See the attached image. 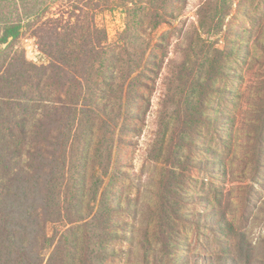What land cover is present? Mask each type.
Returning a JSON list of instances; mask_svg holds the SVG:
<instances>
[{"label":"trees","instance_id":"16d2710c","mask_svg":"<svg viewBox=\"0 0 264 264\" xmlns=\"http://www.w3.org/2000/svg\"><path fill=\"white\" fill-rule=\"evenodd\" d=\"M109 1L70 0L51 13L48 0H0V264H251L252 249L243 256V224L234 231L231 206L223 203L232 191L214 185L224 228L210 230L223 237L215 248L209 242L193 254L198 243H190L191 231L204 234V217L200 209L184 213L181 202L213 201L175 192L176 166L163 167L149 209L130 194L121 199L113 193L117 128L122 118L140 117L144 93L137 85L145 84L137 71L146 61L130 57L129 45H139L135 36L113 44L96 23ZM235 6L253 24L264 18V0H206L201 8L206 19L216 20ZM27 34L41 52L38 61L20 45ZM254 48L264 53V42L257 40ZM256 51L246 48L252 59ZM216 61L205 59L213 68ZM188 69L186 80L180 73L160 122L162 143L197 149L201 171L208 166L202 156L212 157L209 177L236 183L235 210L264 215V199L257 205L264 191V184L258 187L264 176L261 94L247 100L235 120L231 110L208 102L228 92L217 84L222 73L216 70L201 82ZM171 159L165 156L168 163L178 161ZM233 235L237 252L231 251Z\"/></svg>","mask_w":264,"mask_h":264},{"label":"rangeland","instance_id":"374dc122","mask_svg":"<svg viewBox=\"0 0 264 264\" xmlns=\"http://www.w3.org/2000/svg\"><path fill=\"white\" fill-rule=\"evenodd\" d=\"M69 1L48 0V4L52 7L51 13L60 6L71 3ZM205 2L206 0H134L132 2L111 0L96 16V23L106 28L110 43L117 44L123 38L135 36L139 45L136 48L129 45L130 57L135 61L140 58H145L144 62L146 61V68L137 71L141 80L139 83L145 84L144 87L137 85V88H141L144 93V98L137 109L140 117L122 118L117 128L112 160L113 193L116 192V196L121 199L130 194L138 198L140 208L141 205L148 208L155 199L154 193L158 191L163 167L176 166L178 178L175 192H179L180 196L185 193L188 199L192 195L201 197L205 194L213 201L204 206L181 202L184 213L200 209L204 217L202 226L204 234L191 231L190 243L192 245L198 243L193 247L191 254L203 251L199 245H206L209 242H213L211 247L215 248V241L223 237L220 233L215 237L210 230L213 226H217L219 231L224 228L218 212L220 207L212 191L215 185L225 192L232 191L234 196L236 183L229 182L227 185H222L217 179L209 177L212 176L210 174L212 161L209 163L212 157L202 156L208 166L205 165L206 169L201 171L197 149L195 151L187 149L177 143L168 147V140L162 143L164 137L160 122L169 113L166 106L170 96L178 91L180 73L183 71L180 76L184 81L187 79L185 71H191L185 69L193 68L192 77L195 81L201 79V82L216 70L222 73L217 84L223 88L226 86L228 92H223L220 96L212 95V99L208 102L210 106H217L222 111L231 110L235 120L241 115V111L247 109L245 102L247 100L251 102L257 92L261 94L260 111L261 113L262 110L264 111V53L261 49L256 51L254 48L257 40L264 42V18H258L253 24L238 15L235 6L225 15L223 12L219 13L216 20L206 19L207 12L201 8ZM127 40L132 41L130 38ZM20 42V45L26 48L30 60L41 59V52L28 34L23 36ZM246 48H250L252 52L256 51L254 59H252L253 53L247 56ZM232 52L236 53V58ZM123 57L126 58V55L124 54ZM212 57L217 60L215 68L212 67L213 64L205 63V59L212 61ZM237 59H240V64ZM241 93L246 99H239ZM213 98L217 99L218 103H215ZM235 101L239 102V106L231 104ZM184 138L190 137L185 135ZM169 154L172 156L171 160L178 158V161L166 162L165 156ZM168 174L170 176L169 172ZM203 176L210 179H206L205 184ZM228 178H233V175ZM110 181L108 177L105 182L109 185ZM263 184L264 176L261 177L258 187ZM110 192L112 195V190ZM233 196L226 198L223 203L231 206L228 212L229 220L235 219L234 231L241 230L243 224L242 231L245 232L247 240L244 244L243 256L246 258V250L250 248L252 249V253L249 254L251 264H264V215L257 213V210L249 212L235 210L237 201ZM263 199L264 191L260 188L258 207L263 204ZM237 240L238 237L233 235L232 252H237L235 249ZM214 262L217 260L215 259Z\"/></svg>","mask_w":264,"mask_h":264}]
</instances>
